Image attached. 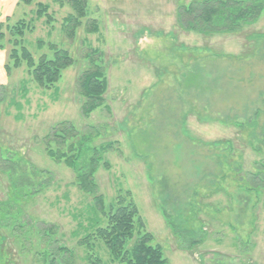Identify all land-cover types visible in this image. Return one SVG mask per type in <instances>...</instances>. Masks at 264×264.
I'll return each mask as SVG.
<instances>
[{
  "label": "rangeland",
  "instance_id": "1",
  "mask_svg": "<svg viewBox=\"0 0 264 264\" xmlns=\"http://www.w3.org/2000/svg\"><path fill=\"white\" fill-rule=\"evenodd\" d=\"M189 1L88 0V17L69 39L62 26L73 10L64 0H0L2 155L12 151L51 178L15 197L0 172V264H49L50 252L62 261L59 246L73 253L70 264H89L87 251L120 264L101 240L81 245L106 219L75 171L49 155L57 146L44 138L62 121L81 135L94 129L93 145H108L95 173L106 212L119 197L133 200L169 264H264V12L238 32L204 36L178 24ZM38 3L50 7L52 23L37 17ZM23 19L35 27L24 42L36 59L53 55L50 44L75 59L54 89L39 87L26 65L12 67L7 27ZM90 19L98 32L87 33ZM90 47L101 51L108 88L85 116L78 81Z\"/></svg>",
  "mask_w": 264,
  "mask_h": 264
},
{
  "label": "trees",
  "instance_id": "2",
  "mask_svg": "<svg viewBox=\"0 0 264 264\" xmlns=\"http://www.w3.org/2000/svg\"><path fill=\"white\" fill-rule=\"evenodd\" d=\"M25 5H32L36 0H21ZM61 1V0H60ZM72 8L64 20L62 31L69 39H74L76 31L82 26V19L88 17V0H64ZM62 4V3H61ZM37 17H46L47 24L52 23L54 16L49 12L47 4L38 3ZM264 12V0H190L183 3L177 11L179 26L185 31H194L204 36L215 34L235 33L244 26L255 24ZM86 26L87 33L99 31L96 19H90ZM3 24L0 23V48L6 47V35L2 31ZM11 38L8 42L12 45L10 50V61L12 67L17 69L26 65L32 80L41 88L54 89L63 77L65 69L75 64L72 54L56 44H50L49 49L52 56L47 54L35 58L32 51L25 45L24 36L26 32L34 30L32 19L20 20L16 24L7 27ZM264 38V34L261 35ZM43 39L37 41V47L45 46ZM85 58L89 67L79 77V93L83 98L82 112L89 116L93 111L103 105L104 94L108 88V79L101 51L97 48H87ZM7 72L11 71L10 65L6 66ZM2 89L3 87L0 86ZM22 88L23 95L26 94V86ZM13 101V102H12ZM12 104L18 102L11 100ZM2 98L0 97V107ZM19 108V107H18ZM259 112V111H258ZM256 126V122L252 123ZM91 128V127H90ZM94 129H88L81 135L80 130L70 121H62L46 134L45 143L54 142L57 149L50 148L49 155L57 161L64 160L66 166L72 168L76 173L75 182L78 188L94 196L95 206L98 211L105 214L106 222L99 225L96 221L93 233H88L81 240V245L91 249L90 240H101L110 257L120 264H169L160 245L154 244L153 235L144 230V224L140 217L137 205L133 200L123 197L112 202L110 209L106 212L105 199L98 195V185L95 173L103 162V154L107 146L101 148L93 145ZM264 135V126L262 127ZM251 136L257 139V133ZM78 139L77 143L68 141ZM92 152V153H91ZM0 146V172L7 174L15 197L23 193L24 189L30 194L37 193L41 188L50 184L51 178H45L43 169L36 168L25 158L15 156L14 152L7 151V157L3 155ZM91 153V155H90ZM108 165V162H104ZM28 194V193H27ZM63 252L62 261L54 257L50 252L49 264H70V256L73 253L67 247L59 246ZM89 264H103L100 256L87 251ZM68 254V255H66Z\"/></svg>",
  "mask_w": 264,
  "mask_h": 264
}]
</instances>
